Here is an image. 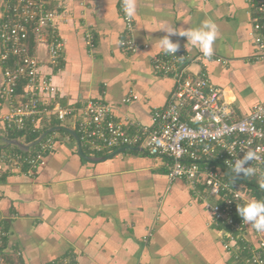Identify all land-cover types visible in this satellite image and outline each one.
Masks as SVG:
<instances>
[{
	"label": "crops",
	"instance_id": "obj_1",
	"mask_svg": "<svg viewBox=\"0 0 264 264\" xmlns=\"http://www.w3.org/2000/svg\"><path fill=\"white\" fill-rule=\"evenodd\" d=\"M4 2L0 0V22ZM65 4V20L55 27L63 43L59 67L41 68L51 74L62 106L97 100L113 108L116 120L151 125L153 109L163 108L173 89L172 79L151 67L150 55L162 52L159 38L166 34L157 29L170 25L184 31L206 19L219 31L211 58L186 37H171L187 54L190 70H204L239 115L264 102V59L257 58L249 38L252 20L245 0H137L131 36L147 48L135 52L119 45L122 0ZM86 33L92 47L85 42ZM37 55L44 64V47H37ZM2 85L0 70V92ZM129 94L135 98L124 102ZM7 109L0 97V116ZM54 136V146L34 176H0L5 250L19 251L20 264H234L209 211L187 182L169 180L166 158L131 147L92 162L77 153L68 132ZM115 151L98 155L83 150L87 156ZM248 234L256 242L254 232Z\"/></svg>",
	"mask_w": 264,
	"mask_h": 264
},
{
	"label": "built area",
	"instance_id": "obj_2",
	"mask_svg": "<svg viewBox=\"0 0 264 264\" xmlns=\"http://www.w3.org/2000/svg\"><path fill=\"white\" fill-rule=\"evenodd\" d=\"M65 1L4 2L0 22V97L8 102V109L0 116V132H20L24 140L27 135L39 137L49 128L61 126L73 130L81 148L90 154L140 147L151 156L166 158L169 180L181 178L187 182L194 197L209 211L211 223L221 232L223 248L233 262L264 264V239L243 222L237 210L249 199L264 200V189L260 187L264 182V102L239 115L204 70H190L187 54L179 49L176 56L163 51L150 55L153 72L171 78L173 89L166 105L153 109L149 126L126 117L124 121L116 120L113 108L97 100L78 106L60 105L55 99L57 90L51 74L43 73L41 68L59 67L63 43L55 27L65 20ZM245 2L252 20L249 38L257 58L264 59V0ZM118 11L124 21L119 45L128 52L146 49L147 45L139 47L132 39L133 20L126 18L122 5ZM85 42L92 47L90 33L85 34ZM38 46L45 49L44 64L37 55ZM134 98L129 94L123 101L129 103ZM55 132L45 134L26 152L1 149L0 176L12 172L34 176L54 146ZM248 148L261 149L260 159L245 165L254 167L256 172L234 178V161L242 158ZM248 230L254 232L256 242L248 238ZM7 237L8 232L0 224V264H20L19 251L5 250Z\"/></svg>",
	"mask_w": 264,
	"mask_h": 264
},
{
	"label": "clouds",
	"instance_id": "obj_3",
	"mask_svg": "<svg viewBox=\"0 0 264 264\" xmlns=\"http://www.w3.org/2000/svg\"><path fill=\"white\" fill-rule=\"evenodd\" d=\"M122 9L126 18L131 21L137 14V0H122ZM157 30H162L166 34L159 38V48L166 55H175L180 48L179 42H173L171 37H186L194 48L199 49L205 57L211 58L214 55V44L218 38L219 31L217 24L206 19L198 27L179 31L170 25H163ZM179 57V56H178ZM244 148V147H241ZM261 149H250L246 151L242 158H237L232 166L234 178L243 174L244 176L254 175L256 169L252 166H245L249 161L259 160ZM264 189V182L260 183ZM239 198V197H238ZM238 214L245 224L250 225L258 233H264V200L249 199L242 206L237 207Z\"/></svg>",
	"mask_w": 264,
	"mask_h": 264
},
{
	"label": "water",
	"instance_id": "obj_4",
	"mask_svg": "<svg viewBox=\"0 0 264 264\" xmlns=\"http://www.w3.org/2000/svg\"><path fill=\"white\" fill-rule=\"evenodd\" d=\"M59 130H64L66 132H68L70 135H72L74 137V139L77 142V153L84 159L88 160V161H92V162H96V161H103L107 158L112 157L114 154H116L119 151H124L126 148H121L118 151L112 152L110 154H107L105 156H87L85 155V153L83 152L78 140H77V135L76 133L69 129V128H65V127H61V126H54L49 128L48 130H46L45 132H43L39 137H37L34 141L29 142V143H25V142H21L20 140H18L17 138H12V139H8L5 137H1L0 139L2 140V142L6 145V146H14L16 147L19 151L22 152H26L30 147H32L33 145H35L37 142H39L43 136L49 132H53V131H59ZM135 149H139L138 147H136Z\"/></svg>",
	"mask_w": 264,
	"mask_h": 264
},
{
	"label": "trees",
	"instance_id": "obj_5",
	"mask_svg": "<svg viewBox=\"0 0 264 264\" xmlns=\"http://www.w3.org/2000/svg\"><path fill=\"white\" fill-rule=\"evenodd\" d=\"M5 138H8V139H12V138H20L21 137V134H20V132H18V133H8V134H4L3 135ZM37 137V135L36 134H30V135H27L25 138H24V141L25 142H27V143H29V142H32V141H34L35 140V138ZM2 147H0V149H2V148H10L11 146H6L3 142H2ZM12 149L11 150H18L16 147H11ZM129 148H131V147H129ZM100 153H98V155H99ZM244 182V184L246 183V185L248 186V185H250L249 184V182H246V180H244L243 181ZM264 194V193H263ZM262 194V192H261V198L262 197H264V195ZM249 231V230H248ZM248 234V233H247ZM249 235V234H248ZM232 259V258H231ZM232 262H233V260H232ZM234 263V262H233ZM234 264H239V263H234Z\"/></svg>",
	"mask_w": 264,
	"mask_h": 264
}]
</instances>
